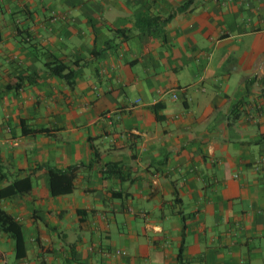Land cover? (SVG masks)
<instances>
[{
	"label": "crops",
	"instance_id": "crops-1",
	"mask_svg": "<svg viewBox=\"0 0 264 264\" xmlns=\"http://www.w3.org/2000/svg\"><path fill=\"white\" fill-rule=\"evenodd\" d=\"M0 21V194L32 183L0 197L25 239L0 224V264H264V0H0Z\"/></svg>",
	"mask_w": 264,
	"mask_h": 264
},
{
	"label": "trees",
	"instance_id": "trees-1",
	"mask_svg": "<svg viewBox=\"0 0 264 264\" xmlns=\"http://www.w3.org/2000/svg\"><path fill=\"white\" fill-rule=\"evenodd\" d=\"M193 0H190V4ZM0 31H1V21H0ZM40 51V49H39ZM41 51H43L41 49ZM79 63V62H78ZM47 72L50 75L59 77L65 80L68 85L74 86L76 81V71L72 70L64 61L54 58L53 61L45 63ZM97 155V154H96ZM79 166H72L66 170H57L50 168V188L53 196H63L69 195L74 192L75 182L77 179V171ZM32 191L31 180L25 179L20 182H15L9 185L7 188L1 191L0 197H12L17 194L30 193ZM0 224L3 230L9 233L17 244L18 255L21 256L25 248V239L22 225L17 222L13 216H11L7 211L0 210Z\"/></svg>",
	"mask_w": 264,
	"mask_h": 264
},
{
	"label": "built area",
	"instance_id": "built-area-1",
	"mask_svg": "<svg viewBox=\"0 0 264 264\" xmlns=\"http://www.w3.org/2000/svg\"><path fill=\"white\" fill-rule=\"evenodd\" d=\"M174 99H176V100L178 99V96H177V94H175V95H174Z\"/></svg>",
	"mask_w": 264,
	"mask_h": 264
}]
</instances>
